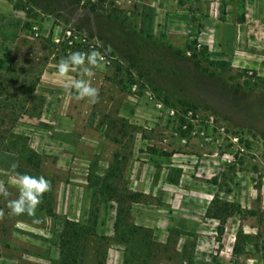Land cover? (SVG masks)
Wrapping results in <instances>:
<instances>
[{
  "label": "rangeland",
  "instance_id": "rangeland-1",
  "mask_svg": "<svg viewBox=\"0 0 264 264\" xmlns=\"http://www.w3.org/2000/svg\"><path fill=\"white\" fill-rule=\"evenodd\" d=\"M244 6L0 0V75L30 34L25 21L35 47L40 37L72 35L105 61L89 78L99 90L95 104L58 77L62 57L45 63L37 85L43 109L23 113L13 131L39 154L33 176L51 188L33 216L10 213L14 187L0 197V264H264V77L232 64L207 77L183 51L208 47L202 19L241 20ZM136 110L135 119L118 114ZM234 134L242 144L230 141ZM13 165L31 171L21 155L0 151V182ZM217 199L253 214L235 211L219 233L208 215Z\"/></svg>",
  "mask_w": 264,
  "mask_h": 264
},
{
  "label": "trees",
  "instance_id": "trees-1",
  "mask_svg": "<svg viewBox=\"0 0 264 264\" xmlns=\"http://www.w3.org/2000/svg\"><path fill=\"white\" fill-rule=\"evenodd\" d=\"M26 13L28 16L29 13ZM22 30L29 31L32 35L31 22L25 21ZM29 36L23 38L21 44L15 47L4 72L0 75V151L21 155L23 163L31 169L27 174L33 175L37 174L39 170V154L27 145L26 136L13 131L14 125L23 113L27 111L40 112L43 109L45 97L37 92V85L49 56L64 58L74 51L87 52L89 45L81 46L73 39L72 35H63L57 42H54L51 36L37 37L39 43H36L41 46L35 47L29 41ZM193 42L196 43V41ZM39 48L41 50L39 54H42L43 49L47 50V53L44 54L45 57L37 54ZM183 51L191 53L190 56L195 67L207 77H214L218 69H233L230 61L211 58L206 45H202L199 50H196L191 44H186ZM241 71L248 72L250 70L244 68ZM252 72L256 75L255 71ZM163 154L168 155L164 152ZM17 171L21 172L19 169ZM235 211L253 214L252 211L241 210L237 203L217 199L209 205L208 215L219 221L217 230L222 233L226 219ZM47 212L52 214L51 209Z\"/></svg>",
  "mask_w": 264,
  "mask_h": 264
},
{
  "label": "crops",
  "instance_id": "crops-1",
  "mask_svg": "<svg viewBox=\"0 0 264 264\" xmlns=\"http://www.w3.org/2000/svg\"><path fill=\"white\" fill-rule=\"evenodd\" d=\"M244 4L241 20L210 18L209 23L202 19L199 35L216 58L228 59L236 67L252 68L264 77V0H244ZM136 112L118 114L135 119L140 116Z\"/></svg>",
  "mask_w": 264,
  "mask_h": 264
},
{
  "label": "clouds",
  "instance_id": "clouds-1",
  "mask_svg": "<svg viewBox=\"0 0 264 264\" xmlns=\"http://www.w3.org/2000/svg\"><path fill=\"white\" fill-rule=\"evenodd\" d=\"M104 69V56L98 50L74 51L59 61L57 75L66 81L69 91L73 92L77 99H86L89 103L95 104L99 98V90L90 83L89 78L95 75V70ZM72 73H78L84 78H73ZM12 169L7 184L0 182V197H10L12 194L9 186L14 187L17 190L16 197L7 200L10 213L14 216L24 214L33 216L43 195L50 190V182L43 176L16 172L15 165Z\"/></svg>",
  "mask_w": 264,
  "mask_h": 264
},
{
  "label": "built area",
  "instance_id": "built-area-1",
  "mask_svg": "<svg viewBox=\"0 0 264 264\" xmlns=\"http://www.w3.org/2000/svg\"><path fill=\"white\" fill-rule=\"evenodd\" d=\"M241 136L242 135H240V134H234V135L230 136V141L236 145H240V144H242Z\"/></svg>",
  "mask_w": 264,
  "mask_h": 264
}]
</instances>
